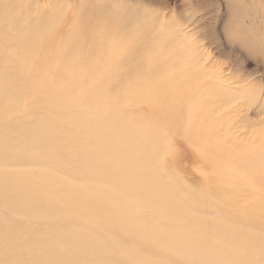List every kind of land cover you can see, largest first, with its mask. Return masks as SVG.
I'll return each instance as SVG.
<instances>
[{
    "label": "rangeland",
    "instance_id": "rangeland-1",
    "mask_svg": "<svg viewBox=\"0 0 264 264\" xmlns=\"http://www.w3.org/2000/svg\"><path fill=\"white\" fill-rule=\"evenodd\" d=\"M27 32L38 35L29 55L21 46L30 39ZM52 35L57 36L55 43ZM48 38L52 46L46 44ZM44 53L52 55L50 61L41 60ZM20 54L28 58L23 66ZM10 77L21 84L15 90L9 88ZM0 82V106L8 101L9 107L10 99L21 98L18 110L11 105L6 110L11 109L10 113L0 112L3 130L55 117L61 102L68 103L67 113L80 121L84 115L95 114L108 121L112 137H119L124 129L129 133L135 124L130 133L139 136L135 148L126 146L117 159L129 155L152 175L141 205L138 200L126 213L136 217L131 223L147 227L151 235L141 238L112 217L85 231L93 230L90 234L97 246L108 243L113 251L88 253L89 260L76 253L71 262L200 264L196 260L209 253L207 264H235L231 256L264 264L263 236H248L258 248L255 253L254 248L246 251L237 244L228 250L229 236L264 231V0H0ZM91 124L90 120L85 125L77 123L72 130L83 137ZM53 129L54 125L46 124L43 134L50 135ZM110 151L99 150L100 154ZM59 157L50 161L60 183L67 182L71 190L92 183L65 178L57 161L75 158ZM35 167L6 173L0 169V181L10 175L12 186L2 194L6 198L0 201V220L8 218L25 226L24 230L31 228L24 236L13 231L9 250H19L11 248L12 258L1 254L0 264H45L40 261L49 253L42 245L60 239L40 231L38 221L24 217L21 208L12 209V204L19 203L16 198L28 202L18 194L20 184L57 181L55 176L42 178L49 176L47 168ZM109 169L117 173L113 166ZM133 179L135 174L126 169L125 182ZM156 186H162L161 194L152 191ZM200 194L207 197L201 199ZM36 195L37 200L43 196ZM116 198L120 206L131 204L126 193ZM106 199L92 198L90 207L104 206ZM57 204L67 208L77 202L66 197ZM153 212L159 213L154 217ZM94 216L81 220L87 223ZM159 226L165 244L153 240L151 228ZM217 228L220 234L212 232ZM209 231L218 239L208 238ZM64 241L61 247L68 249Z\"/></svg>",
    "mask_w": 264,
    "mask_h": 264
},
{
    "label": "bare ground",
    "instance_id": "bare-ground-1",
    "mask_svg": "<svg viewBox=\"0 0 264 264\" xmlns=\"http://www.w3.org/2000/svg\"><path fill=\"white\" fill-rule=\"evenodd\" d=\"M129 29H130V27H129ZM31 31H33V30L31 29ZM33 33H34V31H33ZM33 33L27 32V35H28V37H30V39L28 42H25V44L24 43L21 44V46H24L22 52L26 53L28 55L32 53V50H34V47L36 46L35 39L38 38V35L33 34ZM54 35H52V39L50 37L51 41L53 40V42H54V40L56 41L55 38L57 36H59L57 33V36H55V38L53 39ZM150 37H151V35H150ZM50 39L48 38L46 40V44L52 46L53 42H51ZM25 46H27L28 48H25ZM21 54H20L18 61H20L21 66H23L25 61L28 58H21ZM45 54L46 53L43 54L44 56H43V58H41V60H43L44 62L50 61V59L52 58V55H48V54L45 55ZM9 80H10V82L8 85H9V88L12 90L17 89L19 87V85H21V84H19L18 78H12V80H11V77H10ZM31 82H33V80H31ZM1 84L2 83L0 82V86H1ZM0 92H3V90L0 89ZM12 98H14L13 95H12ZM6 99L9 100V98H6ZM20 101H21V98L19 96H16L14 99L9 100V102L11 103L10 106L12 105L13 107H16L18 110V108L20 107ZM7 105H8V101H7ZM7 105L3 104L2 106H0V108H3V110L0 109V112L10 113L9 110H11V109L6 111L10 107V106L8 107ZM68 106H69L68 103L61 102L59 110L55 114V117L49 116V117H46L44 120H42V119L36 120L35 123L30 120V121H28V124L30 125L29 127H19L18 128L17 126H15V127H13V129H6V130L0 129V169H1V172L6 173L8 170H14L16 168L21 170V168H25V167L30 168L33 166H37L38 168L40 167L41 169L47 168V173H49V176L44 175V176H42V178H49V177L55 176L56 174L59 173L57 168L53 167V166H55V164L51 162L54 159V157H58V159H59L60 158L59 156H61V155H72L75 158L74 160L72 158L73 161L71 159H70L71 161L70 160H64V161L62 160L61 161V159L59 161H57V164L60 165L59 167L61 168L60 169L61 171L59 170L60 173L65 178L69 179V177H70L71 179H73V182L74 181L75 182H79V181L83 182V180H91L92 181V183L87 185V187L76 188L75 190H71L69 188L70 185L67 182L63 181L64 183H60L61 180L56 177L57 175L55 176V179L57 181H49L50 183L49 182L48 183H40V181L38 182L36 180H32L26 184H23V185L20 184L19 190H17V191H19L18 194L20 195V197L24 201H28V202L26 203V202H23L22 200H18L16 198V200L19 201V203L12 204L13 206L15 205L14 207L12 205L8 204L9 206H12V209L17 210L18 208H21L20 212L24 217L36 219V221H38L37 222L38 227L42 228L40 231L47 230L46 232L52 234V237L60 238L58 240V242L56 240L55 244L52 243V241H51L50 245H47V244L42 245V248L45 249L46 251H48V253H49L47 258H44V260L40 261V262H44L45 264H74L71 261L74 259V255L76 253L77 254L82 253V255L85 256L86 260H89L91 258L90 257L88 259V257H87L88 253H93L94 255H95V252L104 253V252L108 251L109 253H111L113 251V249L107 245L108 244L107 242H106L107 244H105V247L97 246L96 241H94V239H93L95 237H93L90 234L94 231L90 229L91 231H88L89 233H87L85 231V228L88 229L87 226L91 227L92 225H93V227L97 228V227L101 226L104 222H106L110 219H113L112 217H114V220L117 223L123 222V223H125V225H128L129 227H131L130 228L131 233L133 232L135 234H139V236L142 235L145 237L151 235L146 230L147 227H143L138 223H136V224L131 223L130 221H134V219L136 217H132V216L127 217L126 213H127L128 209L130 207H132L134 204H139V202H137L138 200L140 201L139 205H141V201H143L142 193L147 190L148 182H150L152 180V175L146 174L144 164L138 160L132 159L131 157H129V155H126L124 160H122V161H121V159H117V153L124 152L127 148L126 146H130L131 148H133V147L135 148V146L139 140V136L135 138L134 136H137L136 134L130 135V133H132L134 131L133 129L135 128V124H131V125H134V127L132 129H130L129 133H128V130L124 129V130H120L121 134H118L119 137H112L109 135V132L111 129L109 127L110 125L109 126L107 125L108 121L105 122L104 119L100 118V116H96V114H95V116L94 115H84V121H80L78 119V117H75L72 114L67 113ZM86 120H88V122ZM89 120L92 121V124H91V126H88V130L86 131V133L83 137H81L80 133L73 132L72 127L74 125H76L77 123L78 124L82 123L85 125V122H86V124H88ZM46 124L54 125L53 132L50 135H44L43 134V127ZM124 134L127 135V137L126 138H120ZM82 135H83V133H82ZM104 147L108 148L111 151L109 153L100 154L99 150L100 149L102 150ZM132 153H133V151H132ZM148 154H149V152H148ZM149 155H151V154H149ZM52 157H53V159L50 161V159ZM96 157H99V159L101 158L102 160H104L107 167H104V162H102L101 159L99 161H95ZM152 158H153V156H152ZM55 160H57V159H55ZM112 166L116 169L117 173H113L112 169L111 170L109 169V167H112ZM37 167H35V168H37ZM126 169H129V171H131L132 174L133 173L135 174V179H133L132 181H129V182H125L124 177L126 176ZM63 176H61V177H63ZM2 177H4V176H1V178ZM14 178L15 177H13V179ZM19 178L20 177H18V179ZM65 178H64V180H65ZM10 179H11V176L8 175L7 177L2 178L0 181V201L5 200V199H3V197L4 198H6V197L3 195L5 194L7 189L12 187V186H10V181H9ZM145 179H146V182H145ZM96 183H99V185H96ZM112 184H114L115 186L114 185L112 186ZM16 186H17V184H16ZM160 187L162 188V186H156V189H154V190L152 189V191L155 193L161 194L160 193ZM14 188H16V187H14ZM128 189H130V191H127ZM108 190L109 191L110 190L111 191L116 190L118 194L119 193H126V197L129 199V201H131L130 202L131 204L125 205V203H123L125 206L124 205L120 206V203L117 202V198H116V196L118 194L112 193L111 191L109 192ZM134 191H136L137 193L135 194ZM102 192H108L110 194V196L107 198L106 196L102 195ZM37 193L43 194V196H42V198H40V200L35 199L37 197V195H36ZM34 195H36L35 198H34ZM8 196H9V194L7 195V197ZM66 197L74 198L76 200L77 204H75L73 206H69L67 208H65L62 205L57 204V202L59 200L66 198ZM205 197H207V195L200 194L201 199H204ZM92 198H100V199H106L107 198L106 199L107 204L104 206H97L95 209H92L90 207V203H91ZM38 199H39V197H38ZM35 200H37V202L32 203V201H35ZM14 202H16V201H14ZM20 202H22V203H20ZM206 202L208 204H211L210 201H206ZM124 209L126 212L122 213L121 211ZM64 212H67V215L64 214ZM158 213L159 212H153L152 216L156 217V215ZM91 214L95 215L94 218L92 219V221L88 220L87 223H84L81 220L82 217H84L86 215H91ZM13 215H14V213H13ZM19 216H20V214H19ZM34 219H33V222L35 223ZM5 220H6V222L0 220V256L2 254V256L10 257L9 255H11L10 253H12L11 248L12 249H14V248L11 247L9 250V246H11V245H9L11 243L9 237L11 235L13 236V231H15L17 233L20 232V236H21V234L22 235L27 234L26 232H29V228H30L29 224L30 223L29 224L27 223L29 225L28 226L29 228L27 227V229L24 230L25 226H22V227H24V228H22L21 227L22 224L21 225L19 224L20 225L19 226L16 221L12 222L8 218H5ZM78 220L81 221L80 224L78 223ZM28 221H29V219H28ZM89 221H90V223H88ZM34 223H33V227H34ZM38 227L36 226V228H38ZM47 228H50V229H47ZM51 229L53 232L49 231ZM79 229H80V231H78ZM73 230H76V233ZM151 230L154 233L153 234V236H154L153 240L157 244L158 243H160V244L164 243L165 244L166 238L164 237L163 233L161 232L160 226L158 229L151 228ZM212 232L220 234L221 229L217 228V229H215V231H212ZM75 234H78V239L73 241ZM88 234H89V236H88ZM41 235H43V234L41 233ZM17 236H19V235H17ZM35 236H36V233H35ZM142 236H140V237L142 238ZM207 236H208V238L211 237L215 240L218 239L216 234L214 235V233H211L210 231L208 232ZM248 236H252L253 238L262 237V236L264 237V231L261 233H257L255 230L253 235L250 234L247 236H244V235H241L238 237L229 236L228 250L229 251L234 250L236 248V244H237L239 248L246 249V251L248 250L249 247H252V248H254L253 253H255L256 249H258V248H257L256 244L254 243V241H251V239H250L251 237H248ZM25 237H24V239H26ZM40 237L41 236L36 237V238H38V240L39 239L41 240ZM175 237H177V236H175ZM20 238H18V239L20 240ZM15 239H17V237ZM24 239H21V240H24ZM33 239H34V237H33ZM61 239L67 240V243L69 244L68 249H70V252L68 251L67 248L61 247V243L65 242L64 240H61ZM104 240L105 239H103V241ZM30 241H31V239H30ZM13 242H14V240H13ZM72 242H73V244H71ZM251 242H252V244H250ZM19 244L20 243H18V245ZM12 245H15V244L13 243ZM36 245H39V244H36ZM189 245H192L191 241L189 242ZM189 245L187 247H189ZM14 247L16 248V246H14ZM262 248H264V247H262ZM17 249H14V250H17ZM168 249L171 251V247H168ZM21 250L22 249H20V251ZM36 250H40V249L35 247V251L34 250H31V251L37 252ZM183 251H185V249H183ZM28 252H30V249ZM17 253H20V252H17ZM25 253H26V251H25ZM12 254H14V253H12ZM28 254L29 253H27L26 255H28ZM42 254L40 252V255H42ZM208 254L209 253H207V256L202 254L200 256V258H198V260H196L197 263L207 264V259L210 258V257H208ZM38 255L39 254H36L37 257H38ZM32 256H34V255H32ZM23 257L24 256L22 255V257H21L22 260H23ZM231 257H233V260H235V264H251L249 259L248 260L242 259L241 257H238V256H231ZM11 258H12V255H11ZM14 258H16V256L13 257V259ZM38 259H40V258H36L37 261H38ZM136 259H138V258L136 257ZM140 259H142V258H140ZM7 260H8V258H7ZM18 260H20V259L18 258ZM26 260L24 259V261H26ZM30 261H31V259H30ZM27 262H25V263H27ZM31 262H30V264H31ZM5 263L8 264L9 262H5ZM10 264H12V263H10ZM17 264H20V263H17ZM85 264H87V261Z\"/></svg>",
    "mask_w": 264,
    "mask_h": 264
}]
</instances>
